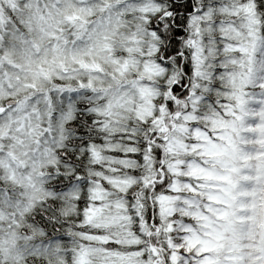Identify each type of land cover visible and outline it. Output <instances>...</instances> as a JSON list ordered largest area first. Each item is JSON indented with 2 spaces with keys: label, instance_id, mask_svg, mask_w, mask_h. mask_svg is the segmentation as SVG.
I'll return each mask as SVG.
<instances>
[{
  "label": "snow or ice",
  "instance_id": "1",
  "mask_svg": "<svg viewBox=\"0 0 264 264\" xmlns=\"http://www.w3.org/2000/svg\"><path fill=\"white\" fill-rule=\"evenodd\" d=\"M0 264H264V0H0Z\"/></svg>",
  "mask_w": 264,
  "mask_h": 264
}]
</instances>
